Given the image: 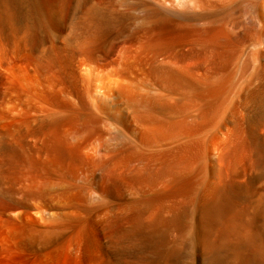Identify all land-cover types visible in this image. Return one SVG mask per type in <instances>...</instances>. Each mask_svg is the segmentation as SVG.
<instances>
[{"label": "bare ground", "instance_id": "bare-ground-1", "mask_svg": "<svg viewBox=\"0 0 264 264\" xmlns=\"http://www.w3.org/2000/svg\"><path fill=\"white\" fill-rule=\"evenodd\" d=\"M0 264H264V0H0Z\"/></svg>", "mask_w": 264, "mask_h": 264}]
</instances>
